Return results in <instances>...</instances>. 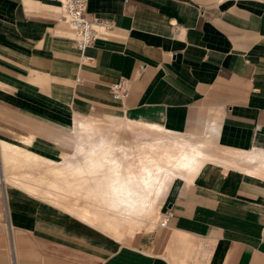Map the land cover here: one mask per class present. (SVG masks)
<instances>
[{
	"label": "crops",
	"instance_id": "obj_1",
	"mask_svg": "<svg viewBox=\"0 0 264 264\" xmlns=\"http://www.w3.org/2000/svg\"><path fill=\"white\" fill-rule=\"evenodd\" d=\"M85 3L88 18L112 29L80 52L59 0H0V264H264V0ZM120 77L130 92L117 101L109 86ZM82 120L131 121L165 143L204 147L120 152L154 159L149 175L165 176L149 206L165 194L163 213L173 212L140 246L76 214L122 189L88 177L116 175L112 166L69 160L82 133L106 137L96 126L79 129ZM43 131L70 140L72 152L51 155ZM111 158L117 170L122 158ZM38 174L54 175L52 188L74 201L59 207L27 192Z\"/></svg>",
	"mask_w": 264,
	"mask_h": 264
},
{
	"label": "rangeland",
	"instance_id": "obj_2",
	"mask_svg": "<svg viewBox=\"0 0 264 264\" xmlns=\"http://www.w3.org/2000/svg\"><path fill=\"white\" fill-rule=\"evenodd\" d=\"M71 117L72 116H69L67 122H69ZM44 126L50 128L54 127L52 124ZM67 133L69 134V132ZM133 134L134 133L127 130H120L112 136L110 134H106V137L103 136L105 138H102L99 141H96L98 135H95L93 132L81 134L75 148L88 144L95 145V147L92 146V148H87L88 155L94 156V160L92 164L87 165L86 167L97 165L108 166L110 169L112 166V168L118 172L115 175L109 173V170H101L102 172L99 174L98 171L100 170H98L96 173L93 172L88 175V177H91V180L94 182L100 180L103 184L112 180H116L121 183L120 186H122V189L118 188L117 193L118 195L122 194L125 201L128 203L124 206L120 205V203H118L115 199L118 195L111 196V202H107L108 199L103 196L102 199L95 200V202L103 203L102 205L75 206V208L77 216L81 219H85L93 226L100 227L101 231H103L107 236L123 245L137 247L140 246L141 241L150 236L152 237L153 232H160L164 229L160 228V223L164 217L162 208L166 195L164 194V196L159 200L156 209L153 210L154 207L151 205L149 206L150 200H148V198L149 196L151 197V193L153 192L152 189L158 186L157 182L159 181L157 180H159L162 175L158 173L156 175H149L148 169L150 168H148V163L154 159L140 157L136 160H131L129 155H124L120 152H130L132 150L160 151L170 149L169 146L165 144V140L162 136H151L147 138L149 140H143V138L139 140L138 137L133 136ZM39 135L46 139L44 142H46V144L50 147H48V152H50L54 157L59 158L62 154H70L72 152L71 145H73V143L70 140L52 135L50 132L46 131L39 133ZM66 142L70 146L67 145ZM100 151L107 153L103 154L104 158L102 159H99ZM116 155H119L122 158V164L117 170L115 169V166L117 165L116 159L111 158V156ZM71 163L74 165V162ZM119 163L120 162H118V164ZM77 167L80 166L77 165ZM133 168L138 169L139 173L132 174ZM53 176L54 175L52 174L34 175L33 184H29L27 192L39 196L55 205H58L59 207H63V203L65 204L74 201V198L66 199L70 198V195V197L67 195L66 198H64L66 200H63V196L61 194L65 191L58 188H52L55 184V181L54 184H52ZM78 177L81 178L79 182H83L84 177L87 178V175L84 176L81 174L78 175L77 178ZM85 181H87V179ZM38 187H43V189ZM44 187L46 188L44 189ZM84 198L91 199V195L87 194ZM148 215H152L151 219L155 222L154 226L151 225L154 222L152 220V222L148 220ZM141 219L145 220L139 221Z\"/></svg>",
	"mask_w": 264,
	"mask_h": 264
},
{
	"label": "built area",
	"instance_id": "obj_3",
	"mask_svg": "<svg viewBox=\"0 0 264 264\" xmlns=\"http://www.w3.org/2000/svg\"><path fill=\"white\" fill-rule=\"evenodd\" d=\"M59 2L64 20L70 24L75 32V47L80 52H84L99 37L108 36L110 33L111 22L99 18L91 19L86 16L85 0H59ZM109 91L114 100H125L129 96L130 81L125 77H120L110 84ZM172 216V210L166 209L162 225H166Z\"/></svg>",
	"mask_w": 264,
	"mask_h": 264
},
{
	"label": "bare ground",
	"instance_id": "obj_4",
	"mask_svg": "<svg viewBox=\"0 0 264 264\" xmlns=\"http://www.w3.org/2000/svg\"><path fill=\"white\" fill-rule=\"evenodd\" d=\"M117 101H120V100H117ZM79 123L82 125V126L77 125L79 129L96 126L99 129L100 133L110 134L111 136L115 135L120 130H127L131 133L136 134V136H138V137H147L149 135L158 136L160 134V131H158V130L150 127V126L132 123L131 121H124V122H121L118 124L117 123L111 124V123H96L93 121L82 120V121H79L78 124ZM125 137H127V136H125ZM165 144L178 149L182 154H185V152H187V151H191L193 153L200 154L201 150L204 149V147L202 145L197 144V143H190L187 141H178V140H172V139H169L168 141H166ZM92 146L95 147L94 144H92V145L88 144V145H82L81 147H76V153L72 154L69 158V160L71 162L74 161L75 167H77V165H78V166H80V168H84L87 165H90L93 163L94 156H90L87 153V148H90V147L92 148ZM62 164H63L62 161H60L59 163L57 162V163H55V167H58ZM164 176L165 175H163V177L157 181L162 182L164 179ZM118 198H121V200L124 204L128 203L124 199H122L123 196H118ZM163 220L161 221L160 226L166 227V225H162Z\"/></svg>",
	"mask_w": 264,
	"mask_h": 264
}]
</instances>
